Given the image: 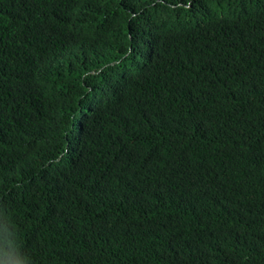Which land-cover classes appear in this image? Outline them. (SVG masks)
<instances>
[{"label":"trees","instance_id":"16d2710c","mask_svg":"<svg viewBox=\"0 0 264 264\" xmlns=\"http://www.w3.org/2000/svg\"><path fill=\"white\" fill-rule=\"evenodd\" d=\"M155 1L0 0L3 260L264 264V0Z\"/></svg>","mask_w":264,"mask_h":264},{"label":"clouds","instance_id":"9594fccd","mask_svg":"<svg viewBox=\"0 0 264 264\" xmlns=\"http://www.w3.org/2000/svg\"><path fill=\"white\" fill-rule=\"evenodd\" d=\"M166 6L167 5H165L164 2H162L161 0H156L154 3L150 5V8L152 10L151 12H152L153 22L158 23V22H162L163 20L168 21L167 15L165 12ZM244 16L245 15L241 13V11H237V12H234L228 15L225 18L229 20H238L240 18H243ZM85 76L102 79L103 78L102 69H92L89 72H87ZM12 244H13L12 240L7 239L5 237H0V253L6 256L7 252L5 251V248ZM3 259H4V256L0 255V264H31L29 258H27L26 256H23V258L19 260L9 261V260H6V259L3 260Z\"/></svg>","mask_w":264,"mask_h":264}]
</instances>
